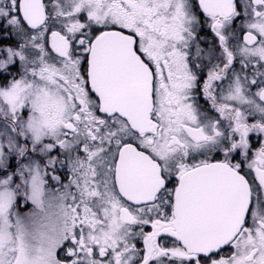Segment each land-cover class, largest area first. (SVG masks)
<instances>
[{"label":"snow or ice","instance_id":"snow-or-ice-1","mask_svg":"<svg viewBox=\"0 0 264 264\" xmlns=\"http://www.w3.org/2000/svg\"><path fill=\"white\" fill-rule=\"evenodd\" d=\"M0 264H264V0H0Z\"/></svg>","mask_w":264,"mask_h":264}]
</instances>
